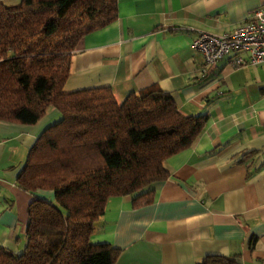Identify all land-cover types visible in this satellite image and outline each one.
Here are the masks:
<instances>
[{
	"label": "crops",
	"instance_id": "0c3cea01",
	"mask_svg": "<svg viewBox=\"0 0 264 264\" xmlns=\"http://www.w3.org/2000/svg\"><path fill=\"white\" fill-rule=\"evenodd\" d=\"M15 4L19 0H0ZM264 0H118V18L88 33L71 58L63 90L111 86L118 101L152 84L170 91L184 115L208 110L194 144L166 159L170 176L152 203L113 196L91 236L120 249L115 264H264V63L208 66L192 43L201 31L230 32ZM60 112L35 124L0 120V247L26 243L34 194L17 184L31 147Z\"/></svg>",
	"mask_w": 264,
	"mask_h": 264
},
{
	"label": "trees",
	"instance_id": "16d2710c",
	"mask_svg": "<svg viewBox=\"0 0 264 264\" xmlns=\"http://www.w3.org/2000/svg\"><path fill=\"white\" fill-rule=\"evenodd\" d=\"M117 18L118 0L0 1V120L32 125L51 108L60 112L16 180L23 190L54 197L30 202L25 246L0 247V264H115L119 248L91 241L108 199L152 203L154 185L170 176L166 159L206 128L208 110L184 115L158 84L121 102L111 86L63 90L83 38ZM233 262L209 255L201 264Z\"/></svg>",
	"mask_w": 264,
	"mask_h": 264
},
{
	"label": "built area",
	"instance_id": "2783aa9c",
	"mask_svg": "<svg viewBox=\"0 0 264 264\" xmlns=\"http://www.w3.org/2000/svg\"><path fill=\"white\" fill-rule=\"evenodd\" d=\"M192 46L202 53L208 66L217 65L225 58L231 59L234 66L264 63V5L230 32L201 31Z\"/></svg>",
	"mask_w": 264,
	"mask_h": 264
}]
</instances>
